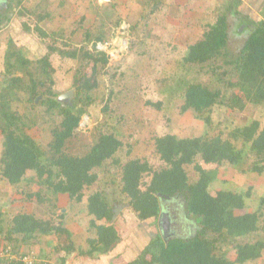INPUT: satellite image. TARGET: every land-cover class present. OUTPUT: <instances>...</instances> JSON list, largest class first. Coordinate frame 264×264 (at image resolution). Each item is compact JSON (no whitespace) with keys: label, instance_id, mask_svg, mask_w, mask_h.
Here are the masks:
<instances>
[{"label":"trees","instance_id":"1","mask_svg":"<svg viewBox=\"0 0 264 264\" xmlns=\"http://www.w3.org/2000/svg\"><path fill=\"white\" fill-rule=\"evenodd\" d=\"M22 1L7 0L6 11L20 6L18 14L35 16L38 21L35 30L41 37H49L39 25L45 18L54 17V12L49 10V1L37 2V8L44 2L40 11L34 9L36 5L28 9ZM240 2L235 0L227 7L239 20V26L244 27L241 33L247 34L238 51L230 53L227 49L228 22L226 12L222 11L214 22L206 25L202 37L188 46L182 59L183 65L188 63L206 68L208 80L175 78L171 81V84L178 81L175 84L182 90L176 93L182 100L180 111L189 110L195 118L207 124L211 122L215 107L236 111L243 110L248 103L264 106V13L260 17L241 13L236 9ZM2 21L0 18V24ZM25 26L28 30V25ZM53 33V40L64 36L62 32ZM87 38L89 40L90 35ZM94 38L103 40L100 35ZM7 44L4 66L8 77L0 90V133L3 138L0 176L12 185L22 180L33 181L57 196L66 194L68 199L80 202L86 191L101 180L100 171L108 172L114 168L119 175L121 197L136 214V221L130 222L128 234L124 237L113 220L114 206L108 195L102 189L90 191L86 197V209L96 235L89 238L86 249L78 248L80 255L97 257L100 254L99 258L106 262L114 255L110 264H242L260 258L264 239L244 242L237 239L264 229V212L259 209L238 212L246 207L244 195L249 192L210 191L216 172L205 168L203 162L236 166L245 156L243 148L247 147L257 158L251 171L261 173L264 170V121L253 119L244 126L234 127L226 136L222 131L214 136L179 137L173 133L156 136L155 153L162 161L156 169L145 158L127 157L123 160L119 154L122 143L110 130L101 129L96 141L84 154H72L67 151V143L78 132L82 116L89 114L88 107L95 99L93 90L99 86L98 73L108 64V53L49 46L50 52L68 57L81 53L87 62H92L89 75L77 74L74 78V101L62 104L57 99L58 93L47 86L48 81L49 85L53 83L51 73L54 71L49 54L37 60L35 75L31 70L32 60L11 39ZM220 58L224 66L218 63ZM25 75L28 78L26 85L23 83ZM40 86L46 88L39 90ZM18 88L26 89L28 100L32 102L41 95L39 102L46 106V111L52 114L57 111L61 115L60 123L52 129L46 150H42L25 131L27 123L24 125L23 116L11 108L14 90ZM112 95L111 90L102 106L103 112L109 108ZM148 102L160 107V102ZM198 157L202 162L196 160ZM187 165H193L198 172L196 180L190 181ZM28 171L34 174L27 176ZM176 196L183 201L184 216L196 223L197 233L164 238L158 225L163 209L161 200ZM133 226L137 233L131 231ZM3 233V238L10 241L15 250L39 234L64 233L70 237V231L62 223L54 224L50 219L37 218L26 212L16 213L7 226L0 222V234ZM13 235L16 237L12 238ZM59 247L67 252L76 249L72 240ZM228 250L233 251L234 257L228 255Z\"/></svg>","mask_w":264,"mask_h":264},{"label":"rangeland","instance_id":"2","mask_svg":"<svg viewBox=\"0 0 264 264\" xmlns=\"http://www.w3.org/2000/svg\"><path fill=\"white\" fill-rule=\"evenodd\" d=\"M6 1L0 0L1 12L4 11ZM38 1L23 0L22 2L28 9L36 5L34 9L40 11L44 2L37 8ZM48 1L49 10L54 12L55 18L52 17V20L46 18L39 25L49 33V37L43 38L35 30L34 26L38 22L35 16L28 13L23 16L18 14L20 6L15 7L11 12L9 25L0 30V90L6 85L5 78L8 77L4 66V52L10 39L32 60L31 70L35 75L37 60L49 54V62L54 71L51 73L53 83L49 85L48 81L47 86L52 87L58 96L71 91L68 97L60 99L62 104L74 101V78L77 74L89 75L92 71V62H87L81 53H77L75 57H68L50 52L49 46L54 45L64 50L74 48L93 50L95 49L93 43L97 41L94 37L97 35L102 36V41L110 43L107 52L108 64L98 73L99 86L93 90L95 99L88 107L89 114L85 113L82 116L78 132L67 143V151L72 154H84L96 141L101 129L110 130L122 143L119 154L123 160L127 157L145 158L153 169H156L162 164L155 153L156 136L167 133L179 137L214 136L219 131L226 136L234 127L244 126L253 119L264 121V106L248 103L243 110L236 111L215 107L211 113V122L207 124L202 119L195 118L189 110L180 111L182 100L176 93L182 90L180 86L177 87L178 84H175L178 81L171 84L172 79L175 78L176 80H208L206 68L201 69L199 65L192 66L188 63L183 65L182 59L188 46L202 37L206 25L214 22L222 11L226 12L228 22L227 49L230 53L238 51L247 34L241 33L244 27L239 26L235 14L227 9L235 0H127L122 4L121 9L107 6V13L93 22H89L86 15L91 14L93 9L88 7V2L84 0H80V5L78 0H73L74 3H71L69 8L79 14H85L86 18L84 16L81 19L80 15H75L66 21L60 16H58L60 18L56 17L57 14H61L65 5L58 7L59 0ZM236 9L241 13L254 14L257 17L264 10V0H241L236 5ZM25 25H28V30ZM53 32H62L65 38L59 36L57 40H53ZM65 42L68 44L65 45ZM117 43H120L121 47L119 45L117 47ZM218 63L223 65L221 58ZM27 82L28 78L25 75L24 85ZM173 86H175L174 90ZM45 88L46 86H40L39 90ZM111 90L113 95L109 108L103 112L102 106ZM14 91L15 95L12 96L11 101L12 110L23 116L24 125L27 123L25 131L34 138L42 150H46L52 138V129L60 123L61 115L57 114V111H54V114L47 112L46 106L39 102L41 95L38 100L36 97L32 102L28 100L26 89L18 88ZM148 100L160 102V107H155ZM2 139L0 133V154ZM237 145L239 147L240 143ZM243 150L245 156L236 166L203 162L205 168L216 172L209 189L212 192L220 189L243 194L249 192L248 195H244L246 207L238 212L256 209L264 212V170L261 173L251 171L252 164L257 158L247 147ZM196 160L202 162L199 157ZM186 170L190 181L198 178L199 174L193 165H187ZM33 174V171L27 172V176ZM100 175L101 180L86 191L85 197L80 202L68 199L66 194L57 196L33 181L22 180L12 185L0 176V207L5 209L6 221L16 213L26 212L37 218L50 219L54 224L62 223L70 231L68 238L64 233L39 234L37 238H31L28 243H22L20 250L32 252L38 258H47L51 264H61L68 257L72 264H91L99 259L100 254L97 257L80 255L78 248L86 249L89 246V238L96 235L95 227L90 223L91 215L87 213L86 197L90 191L101 189L114 206L113 220L119 232L126 237L130 222H135L137 219L136 214L121 197L116 169L112 168L108 172L100 171ZM161 203L162 211H165L169 218L168 234L197 233L196 223L184 216L183 201L180 197L163 199ZM61 213L65 214L61 217ZM6 229L7 227L4 233ZM131 231L137 233L136 227L133 226ZM4 233L0 234V247L13 248L10 241L3 238ZM258 238L264 239V229L249 236L239 237L237 241H252ZM69 240H72L76 246L74 251L67 252L61 249V246L58 248L61 244L66 245ZM228 255L234 257L233 251L228 250ZM242 264H264V250L257 260Z\"/></svg>","mask_w":264,"mask_h":264},{"label":"crops","instance_id":"3","mask_svg":"<svg viewBox=\"0 0 264 264\" xmlns=\"http://www.w3.org/2000/svg\"><path fill=\"white\" fill-rule=\"evenodd\" d=\"M72 1L73 0H59V3H61V7H63V5H65L66 8L64 7V9L61 11V14L60 13L57 14V16H56L57 18L61 17V19L66 21V20H69L72 16L80 15L81 19H83V16H85V14L84 15L82 13L79 14L78 12H75L74 10H70L69 7L71 6V3H74V1L73 2ZM78 1H79V5H80V0H78ZM84 2H88V4H89L88 7L93 9L91 14H88V13L86 14L87 18H89V22H93L95 19H99L100 16H102L105 13H107V10H108L109 6L113 7V8L117 7V9H121L122 8V4L127 2V0H107V1H104L102 3H98V0H84ZM12 9H15V8H12ZM4 11L2 10V12H1L2 15H1L0 18L3 21H2V23L0 25V30H2L5 27H7V25H9L8 23H10V21H11L10 20L11 17H9V16H11V13H9L8 11L6 12L5 9H4ZM261 12L263 14L264 10H262ZM3 13H5V15ZM92 13H94V14H92ZM262 14H259V17ZM58 16H60V17H58ZM85 18H86V16H85ZM44 20H46V18ZM44 20H43V22H44ZM49 20H52V19H49ZM4 212H5V209L3 207H0V222H4V223L11 222L13 216L10 218V220L6 221V218L4 216ZM109 255H113V254H109ZM114 258H115V256L113 255L112 257H110L107 260V262L105 261V259L99 258V259H96L95 261H93L91 264H110V259H114ZM260 260H262V259H260ZM19 264H21V263H19ZM61 264H72V261L68 257V259L63 260V262Z\"/></svg>","mask_w":264,"mask_h":264},{"label":"built area","instance_id":"4","mask_svg":"<svg viewBox=\"0 0 264 264\" xmlns=\"http://www.w3.org/2000/svg\"><path fill=\"white\" fill-rule=\"evenodd\" d=\"M110 43L105 41H95L93 46L96 50L109 52ZM120 46V43H117ZM121 47V46H120ZM51 264L47 258H38L36 254L20 249H13L10 246L0 247V264Z\"/></svg>","mask_w":264,"mask_h":264},{"label":"water","instance_id":"5","mask_svg":"<svg viewBox=\"0 0 264 264\" xmlns=\"http://www.w3.org/2000/svg\"><path fill=\"white\" fill-rule=\"evenodd\" d=\"M104 1H107V0H98V3H102V2H104ZM5 7H6V5H5ZM5 9V8H4ZM4 14V13H3ZM1 25V24H0ZM71 92V91H70ZM69 92V93H70ZM69 93H63V94H61V95H59L58 97H57V99L58 100H60V99H62L63 97H68V94ZM38 98H39V96L37 97V99L36 100H38ZM115 213V212H114ZM114 216L115 215H113V219H114ZM168 224H169V218H168V216H167V213L165 212V211H162L161 210V212H160V216H159V219H158V225H159V228H160V230L162 231V235L164 236V238H167L168 236L170 237V236H172V234H168L167 233V229H168ZM170 225V224H169Z\"/></svg>","mask_w":264,"mask_h":264},{"label":"flooded vegetation","instance_id":"6","mask_svg":"<svg viewBox=\"0 0 264 264\" xmlns=\"http://www.w3.org/2000/svg\"><path fill=\"white\" fill-rule=\"evenodd\" d=\"M12 11H13V10H10V11H9V13H11ZM113 211L115 212V209H114V207H113ZM114 215H115V213H114Z\"/></svg>","mask_w":264,"mask_h":264}]
</instances>
